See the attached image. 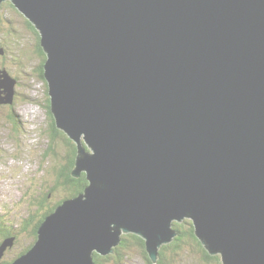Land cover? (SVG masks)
Masks as SVG:
<instances>
[{"label": "water", "instance_id": "water-1", "mask_svg": "<svg viewBox=\"0 0 264 264\" xmlns=\"http://www.w3.org/2000/svg\"><path fill=\"white\" fill-rule=\"evenodd\" d=\"M6 1L87 181L11 264H96L125 234L156 263L184 220L221 264H264V0ZM15 83L0 71V104Z\"/></svg>", "mask_w": 264, "mask_h": 264}, {"label": "rangeland", "instance_id": "rangeland-1", "mask_svg": "<svg viewBox=\"0 0 264 264\" xmlns=\"http://www.w3.org/2000/svg\"><path fill=\"white\" fill-rule=\"evenodd\" d=\"M7 4L0 6V71L16 80V99L10 107H0V219L13 220L19 231L23 218L36 214L33 199L50 193L48 203L54 207L69 197L55 184L56 174L66 164L68 150L61 139L50 143V119L45 107L47 86L37 72L41 60L35 54L38 32L31 31L28 20ZM8 112L14 113L13 121L6 117ZM49 146L51 150L46 154ZM18 239L4 260L13 259L30 243L26 233H19ZM122 260L120 264H147L133 246L125 249ZM174 261L208 264L196 254L187 253L176 255Z\"/></svg>", "mask_w": 264, "mask_h": 264}, {"label": "trees", "instance_id": "trees-1", "mask_svg": "<svg viewBox=\"0 0 264 264\" xmlns=\"http://www.w3.org/2000/svg\"><path fill=\"white\" fill-rule=\"evenodd\" d=\"M5 3H8L7 4L8 6L14 7L9 2H5ZM26 24L30 27L31 31L35 30V28L28 21H26ZM39 40L40 39H39V34H38L35 54L38 56L39 60L41 61H40V65H39L37 72L39 74L40 79L44 81L43 64L45 61V54L43 53L40 47ZM47 109H48L47 110L48 115L50 116L52 125H53V127H50L49 129L50 143L52 144L56 140L61 139L63 140L64 145L67 146V150H68L67 157H66V164L56 174V177H57L56 185L61 186L65 190V192L68 194L69 197H73L83 191V189L87 185V181L85 179L84 174H81L79 178L72 177L71 171L74 167V159L76 156V146L71 140L68 139V137L62 131L58 130L55 127V123H54L52 114L50 112L49 99L47 103ZM50 150H51V146L48 147L46 154H49ZM69 197H66V198H69ZM60 203L61 202H59L58 204L56 203L54 207H52V205H50L48 202H45V199H43L39 203L37 210H36V214H34V216H32V219H31L32 221H35L34 222L35 228L33 229V232L29 234V239H30L29 249L34 245L37 239L38 226L42 223V221L47 215H49L55 210V207L59 205ZM27 226L28 225H23L24 231L27 228ZM173 229L176 231L177 236L169 244L161 246V248L159 249V255H158V259L156 263H152L150 261L145 251L144 241L138 236L133 235V234L122 235L119 245L113 249L112 254H109L107 256H100L94 253L93 260L96 264H120V262H123L122 259L125 254V249L127 247L133 246L137 248V250L140 253V256L143 258V260L147 264H177L175 263L174 258L176 257V255H178L179 257V255H182L183 253L196 254V256L200 257V261L203 263L207 262L208 264H221L220 256L210 255L209 252L202 245L200 240L196 237L190 220H184L181 223L174 222ZM12 231H13V225L11 224V222L9 221V224H8V221L6 219H3V220L0 219V238L2 239L8 236H11L12 233L10 232ZM26 234L28 235V232ZM29 249L27 245V247L22 249L21 252L17 254L13 259L6 261L4 264H11L15 259L20 257L22 254L26 253Z\"/></svg>", "mask_w": 264, "mask_h": 264}, {"label": "flooded vegetation", "instance_id": "flooded-vegetation-1", "mask_svg": "<svg viewBox=\"0 0 264 264\" xmlns=\"http://www.w3.org/2000/svg\"><path fill=\"white\" fill-rule=\"evenodd\" d=\"M15 99H16V94L14 95V98H13V103L15 102ZM46 101H47V103H48V98H46ZM13 103L12 104H9V105H5V104H0V107L1 108H6L7 106L8 107H10L11 105H13ZM47 103H45V107H46V109H47ZM6 106V107H5ZM12 109V108H11ZM48 110V109H47ZM9 120H12L13 121V119L15 118V116H14V113L13 112H11V113H9L8 112V114H7V116H6ZM49 119H50V127H53V125H52V121H51V118H50V116H49ZM14 123V122H13ZM12 123V124H13ZM64 166V165H63ZM62 166V167H63ZM57 183V182H56ZM55 183V184H56ZM56 186V185H55ZM55 186H53L52 188H50L49 190H53L54 188H55ZM57 186H59V185H57ZM61 187V186H60ZM51 196H50V193H47V194H41V196L39 197V198H36V199H33V202H35L36 203V205H37V207H38V205H39V203L43 200V199H45V202H48L49 201V198H50ZM64 200V199H63ZM63 200H60L59 202H62ZM58 202V203H59ZM57 203V204H58ZM32 216H34V214L33 213H31V214H29V215H27L26 217H24L23 218V220H22V223L20 224L21 225V228L19 229V231H17L16 230V228H14L15 227V223H14V221L13 220H11V219H8V224H9V221L11 222V224L13 225V231L12 232H10V233H12V235L11 236H8V237H5V238H0V245L2 244V242L3 241H5L6 239H13V242H12V246L11 247H8V248H6V250L4 251V253H3V256L1 257V259H0V261H1V263L0 264H4L6 261H8V260H4V256L7 254V252H9L17 243H18V235H19V233L21 232H23V233H27L28 232V236H29V234H31V232H33V229L35 228V223H34V221H32L31 219H32ZM23 225H28L27 226V228L25 229V231L23 230ZM26 230H27V232H26ZM30 244V243H29ZM29 244H28V249H29ZM21 252V250H19V253ZM23 255V254H22ZM16 256V255H15Z\"/></svg>", "mask_w": 264, "mask_h": 264}, {"label": "bare ground", "instance_id": "bare-ground-1", "mask_svg": "<svg viewBox=\"0 0 264 264\" xmlns=\"http://www.w3.org/2000/svg\"><path fill=\"white\" fill-rule=\"evenodd\" d=\"M41 210V209H40ZM51 212V211H50ZM35 218V217H34ZM38 219V218H37ZM35 222V221H34ZM212 257V256H211ZM210 258V257H209Z\"/></svg>", "mask_w": 264, "mask_h": 264}]
</instances>
